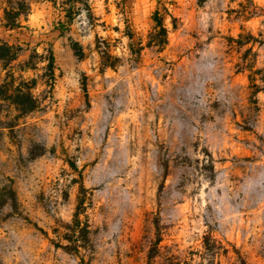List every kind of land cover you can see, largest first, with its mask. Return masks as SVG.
I'll return each instance as SVG.
<instances>
[{
  "label": "rangeland",
  "instance_id": "1",
  "mask_svg": "<svg viewBox=\"0 0 264 264\" xmlns=\"http://www.w3.org/2000/svg\"><path fill=\"white\" fill-rule=\"evenodd\" d=\"M65 1L0 0V264H264V0Z\"/></svg>",
  "mask_w": 264,
  "mask_h": 264
},
{
  "label": "trees",
  "instance_id": "2",
  "mask_svg": "<svg viewBox=\"0 0 264 264\" xmlns=\"http://www.w3.org/2000/svg\"><path fill=\"white\" fill-rule=\"evenodd\" d=\"M67 4H69L68 8L66 9V20L68 25L73 23L76 16L81 12L82 5L84 3V0H66ZM22 15V12L17 11L16 13L7 10L6 11V26L10 28H15L20 23V17ZM154 19L157 22V26L161 28V34L164 35V38L157 42V45L160 48H164L167 44V27L162 19V16L160 14V10L157 9L154 13ZM64 30H61L63 32ZM21 56V52L19 47L15 45H10L7 42H3L0 44V59L5 60L7 62H13L17 59H19ZM55 60L54 52L51 50L50 55V66L53 65ZM110 66H113L114 64H109ZM31 67L30 64H27L25 68ZM24 68V69H25ZM11 78L14 79V75H11ZM4 87V86H3ZM3 87H0V90H2ZM6 97L9 99H12L13 102L19 107L23 113H29L34 111L38 104H37V98L33 94L31 87H28L25 89L24 87L18 86L14 88L13 82L7 83L5 85V91H4ZM85 189L82 188L81 192H84ZM85 196L84 194H80L79 201L77 205V210L74 215V219L72 222V229L74 231V234H77V238L74 240L75 243V249L77 251H80L81 247H85L86 243L90 242V234H91V225L88 220L83 222L81 220V214L85 212ZM157 255L156 249L153 248L150 252V258H153Z\"/></svg>",
  "mask_w": 264,
  "mask_h": 264
}]
</instances>
